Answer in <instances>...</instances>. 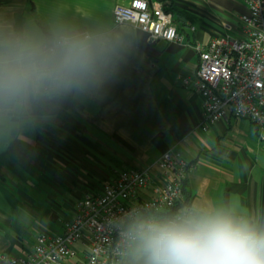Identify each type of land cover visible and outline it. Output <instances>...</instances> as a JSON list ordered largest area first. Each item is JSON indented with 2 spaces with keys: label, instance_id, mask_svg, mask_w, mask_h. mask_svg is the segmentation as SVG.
Returning <instances> with one entry per match:
<instances>
[{
  "label": "crops",
  "instance_id": "crops-1",
  "mask_svg": "<svg viewBox=\"0 0 264 264\" xmlns=\"http://www.w3.org/2000/svg\"><path fill=\"white\" fill-rule=\"evenodd\" d=\"M130 1L0 0V29H68L115 42L97 76L38 100L46 112L35 103L8 133L0 127V264L26 256L39 233H62L79 202L121 171L150 169L157 181L156 162L169 149L192 166L184 205L235 206L264 226V128L231 115L204 131L203 99L184 83L196 78V44L244 38L246 1L151 0L182 12L183 41H153L132 24H115L114 8ZM65 95L69 107L54 101ZM125 264H139L132 249Z\"/></svg>",
  "mask_w": 264,
  "mask_h": 264
},
{
  "label": "built area",
  "instance_id": "built-area-1",
  "mask_svg": "<svg viewBox=\"0 0 264 264\" xmlns=\"http://www.w3.org/2000/svg\"><path fill=\"white\" fill-rule=\"evenodd\" d=\"M245 1L244 38H215L206 45H195L199 53L196 78L184 83L198 90L203 99L204 131L231 115L264 128V0ZM113 19L117 25L129 23L145 31L153 41L184 40L173 14L151 0L117 5ZM156 166L161 173L157 181H152L150 169L121 171L99 193L79 202L77 215L62 233H39L28 254L9 257L8 264H125L132 249L125 234L133 222L156 219L157 214L170 218L192 207L183 204L191 164L169 149ZM145 190L152 195L143 197Z\"/></svg>",
  "mask_w": 264,
  "mask_h": 264
},
{
  "label": "clouds",
  "instance_id": "clouds-1",
  "mask_svg": "<svg viewBox=\"0 0 264 264\" xmlns=\"http://www.w3.org/2000/svg\"><path fill=\"white\" fill-rule=\"evenodd\" d=\"M114 52L103 34L0 29V127L8 133L38 100L97 76ZM125 236L139 264H264V226L235 206L194 204L135 221Z\"/></svg>",
  "mask_w": 264,
  "mask_h": 264
},
{
  "label": "trees",
  "instance_id": "trees-1",
  "mask_svg": "<svg viewBox=\"0 0 264 264\" xmlns=\"http://www.w3.org/2000/svg\"><path fill=\"white\" fill-rule=\"evenodd\" d=\"M164 9L167 11V12H170L173 14V17H174V21L175 23H177L178 26H180V23H179V17L180 15H182V12L179 11L178 9L174 11V9H172L171 7H164ZM179 16V17H178ZM69 95H65V96H56L54 97V101L57 102V103H60L62 104L63 107H69L70 106V100H69ZM36 108H37V111L39 113H44L46 112L45 110V106H44V103L43 101H38L36 102ZM188 204V203H186Z\"/></svg>",
  "mask_w": 264,
  "mask_h": 264
}]
</instances>
